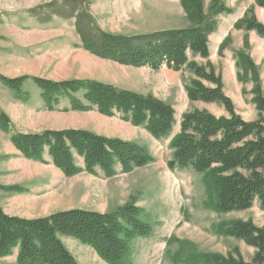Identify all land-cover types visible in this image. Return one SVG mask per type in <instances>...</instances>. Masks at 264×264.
<instances>
[{"label":"trees","instance_id":"16d2710c","mask_svg":"<svg viewBox=\"0 0 264 264\" xmlns=\"http://www.w3.org/2000/svg\"><path fill=\"white\" fill-rule=\"evenodd\" d=\"M255 3L264 9V0ZM181 5L192 24L190 28L135 37L103 31L90 11L88 0H53L30 11L29 16L39 24H49L55 18L73 20L84 50L99 59L154 71L163 67L174 72L190 71L196 79L186 88L189 101L218 104L227 116L217 117L207 110L184 114L180 132L169 144L172 150L169 169L203 175L206 204L220 214L246 212L256 202L264 211V91L259 68L247 54L249 39H244L246 52L237 54L236 65L247 78L251 76L254 84L252 101L259 116L253 122L237 113L233 101L224 92L222 75L211 64L200 66L190 58L209 59V36L217 30L214 18L233 11L220 0H212L209 17L204 13L203 0H182ZM234 28L264 38V24L257 20L254 7L247 9ZM230 43L227 37L219 53L223 54ZM0 83L22 101L30 99L25 86L31 84L41 92L51 111L66 100L69 108L65 112L96 110L106 117L120 116L124 122L145 129L156 140L169 138L176 124L172 106L153 96L97 81L55 82L30 76L15 79L0 76ZM13 128L10 118L0 113V130L11 133ZM10 141L25 159L46 163L47 157L68 178L82 173L96 176L98 170L112 178L118 174V168L123 174H130L156 162L145 147L134 142L80 129L13 133ZM76 158L83 160V168L77 165ZM0 189L23 192L18 187L0 186ZM219 232L254 248L252 260L246 261L239 249L226 256L203 252L190 242H177L176 237L167 240L166 257L173 264H264V228L252 221L239 220L222 225ZM153 233V224L134 203L105 214L73 209L36 219L10 216L0 206V257H9L18 249L17 264H80L62 237L89 246L106 264H133L134 242ZM176 243L179 249L174 251Z\"/></svg>","mask_w":264,"mask_h":264},{"label":"rangeland","instance_id":"374dc122","mask_svg":"<svg viewBox=\"0 0 264 264\" xmlns=\"http://www.w3.org/2000/svg\"><path fill=\"white\" fill-rule=\"evenodd\" d=\"M53 0H0V76L15 79L38 77L55 82L67 80L97 81L117 89L154 98L170 105L176 124L167 139L156 140L145 129L124 122L119 117H106L96 110L65 112L64 100L49 110L41 92L31 84L25 86L28 101L0 83V113L13 123V131L0 130V186L18 187L21 193L0 189V206L10 216L36 219L56 212L80 209L111 213L127 204L144 211L154 227L151 237L138 239L133 246V264H173L165 254L166 242H190L203 252L221 255L239 249L251 261L255 249L244 242L219 232L222 225L233 221H252L264 228V211L258 202L246 212L220 214L206 204L208 196L203 175L191 170L171 171L170 141L180 132L184 114L207 110L217 117L227 116L218 104L189 101L186 88L196 79L188 70L174 72L166 67L154 71L149 67L133 68L102 60L85 51L74 21L55 18L39 24L29 12ZM90 11L105 32L127 37L144 36L164 30L187 29L192 26L182 0H88ZM204 1V13L210 16L212 0ZM232 14L214 18L217 30L209 36V59L191 57L200 66L211 64L221 74L224 92L233 101L237 113L246 121L258 120L253 103L251 76L237 67V54L246 52L244 39H249L247 54L258 66L264 91V38L255 32L236 30L249 7L255 8L257 20L264 24V9L255 0H220ZM229 37L231 43L223 54L219 47ZM247 79V80H246ZM206 86L210 87L208 83ZM80 129L107 138H118L145 147L156 162L130 174L107 178L100 170L96 176L87 173L68 178L46 157V163L25 159L12 145L13 133H41L46 130ZM83 168L84 163L76 158ZM173 183V184H172ZM172 186V187H171ZM62 241L80 264H106L96 252L80 241L62 237ZM178 244L173 247L176 251ZM18 249L0 264H17Z\"/></svg>","mask_w":264,"mask_h":264},{"label":"bare ground","instance_id":"6f19581e","mask_svg":"<svg viewBox=\"0 0 264 264\" xmlns=\"http://www.w3.org/2000/svg\"><path fill=\"white\" fill-rule=\"evenodd\" d=\"M173 184V183H172ZM172 187V186H171Z\"/></svg>","mask_w":264,"mask_h":264},{"label":"crops","instance_id":"0c3cea01","mask_svg":"<svg viewBox=\"0 0 264 264\" xmlns=\"http://www.w3.org/2000/svg\"><path fill=\"white\" fill-rule=\"evenodd\" d=\"M18 253V252H17Z\"/></svg>","mask_w":264,"mask_h":264}]
</instances>
